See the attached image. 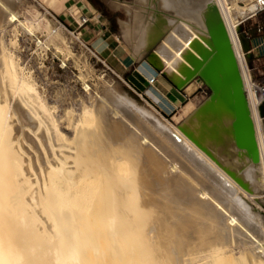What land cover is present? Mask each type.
I'll use <instances>...</instances> for the list:
<instances>
[{"label":"bare ground","instance_id":"bare-ground-1","mask_svg":"<svg viewBox=\"0 0 264 264\" xmlns=\"http://www.w3.org/2000/svg\"><path fill=\"white\" fill-rule=\"evenodd\" d=\"M137 1V27L121 24L132 58L153 50L147 70L164 68L182 88L199 76L211 89L179 126L110 81L78 113L61 112L10 48L12 33L36 36L29 0H0V264H230L227 239L238 264H264V85L239 36L254 0L246 10L238 0ZM157 1L168 14L146 10ZM207 12L228 32L257 160L237 144L233 87Z\"/></svg>","mask_w":264,"mask_h":264},{"label":"rangeland","instance_id":"rangeland-1","mask_svg":"<svg viewBox=\"0 0 264 264\" xmlns=\"http://www.w3.org/2000/svg\"><path fill=\"white\" fill-rule=\"evenodd\" d=\"M79 2L75 0H48L46 2L44 0H29V4L25 6L28 9L25 12V16L28 19L31 18V21L37 22L36 26H38L34 28L36 36H25L22 32L17 33L18 35L12 33L8 36V40L12 39V41L17 38L18 41L16 40V43L18 42V45L15 43L14 46L10 45V48L18 50L16 52L17 54L19 53L18 56L20 61H23L22 64L27 67L31 74L33 73L32 76L34 75L33 77L36 78L35 80L38 81L48 99L52 102L56 101L58 105L60 104L61 112H63L64 108H73L78 113L82 100L88 104L93 103L100 98L103 91H106L109 84L111 86L112 83L118 82L121 85H119L120 88L130 94L136 102L144 104L154 114L157 112L156 116L158 115V118L161 119L163 117L174 125L179 126L209 97L211 94L210 87L206 85L201 77L197 76L194 79V85L190 86L193 83L192 81L183 88L179 87L181 88L179 89L180 92L185 94L186 101L173 112L165 113L158 96L160 92H157V89L152 87L149 92L150 96H148L145 94L146 90L144 89V87L149 85V79L145 80L142 75L144 71H147L143 63L148 61L153 50L142 59H133L131 46L122 31L121 24L125 21L133 27H137L139 24V20L132 14L134 15L136 10H138L137 8L141 6L140 2L138 3L137 0L122 2L110 0L109 4L108 2L103 3V9L100 12L95 11L97 13L91 16L84 14L85 10L80 7ZM248 3L244 0H238V5L245 10L253 4V2ZM159 4V1L148 6L145 4L147 6L145 8L148 11L152 10L153 13L168 14L166 13L168 11L162 7L160 8ZM126 11L129 12L127 13ZM175 11L180 12V9L177 7ZM21 18L24 19L23 16ZM104 24L106 28L103 27ZM260 24H264V14L244 22L241 25L242 28L240 27V38L244 42H249L247 35L256 38L258 36L257 26ZM105 47L107 49H104ZM108 49L109 51H107ZM107 53H112L108 59L106 58ZM246 57L253 75V82L255 84L259 81L262 82L264 77V57L255 56L254 54H248ZM115 60H124L126 64L130 63L131 66H129L127 72H123V68H116L111 63ZM151 65L156 69L153 63ZM130 70L134 71H132L133 75ZM158 73L163 78H170L173 81L164 68H160ZM131 79L142 90H139L131 82ZM176 93L174 91L172 94L175 98L177 97ZM140 94L143 96L141 97ZM262 105L264 107V103ZM136 106L138 105L136 104ZM165 119H163L164 122ZM143 123L146 124L145 122ZM138 124L141 125L140 123ZM186 161V159L182 158V163L199 176L200 171H198L196 165ZM204 180L202 181L204 182ZM261 205L263 207L262 215L264 216V203ZM227 240L226 242H229L228 245L230 246L229 249L232 250L234 248L231 251L234 253L232 255L234 257L235 253L239 251L238 245H232L231 241ZM233 257H231L229 263L238 264L240 260L236 256ZM231 260L232 262H230Z\"/></svg>","mask_w":264,"mask_h":264},{"label":"water","instance_id":"water-1","mask_svg":"<svg viewBox=\"0 0 264 264\" xmlns=\"http://www.w3.org/2000/svg\"><path fill=\"white\" fill-rule=\"evenodd\" d=\"M205 17L209 33L232 83L236 107L234 129L236 132L237 144L240 147L250 149L253 158L257 160L258 151L255 139L254 121L246 110L245 91L228 32L221 15L207 12ZM244 47L248 50L245 43Z\"/></svg>","mask_w":264,"mask_h":264},{"label":"crops","instance_id":"crops-1","mask_svg":"<svg viewBox=\"0 0 264 264\" xmlns=\"http://www.w3.org/2000/svg\"><path fill=\"white\" fill-rule=\"evenodd\" d=\"M45 2L48 1V0H44ZM76 2H79V0H75ZM113 1H118V2H122V1H126V0H113ZM110 2V0H80L79 2V5L81 8H83L85 10V13L84 14H88V15H94L96 14L98 11L100 12L102 9H103V3H106ZM86 5L89 6V8L91 9L92 13L90 10L87 9ZM95 11H97L95 13ZM99 14V13H98ZM103 27L106 28V25L104 24ZM110 39V38H109ZM109 41V40H108ZM246 44V47L248 49V51L250 52V54H254L255 56H259V57H264V54H260L259 51H252V44L249 43V42H244ZM104 49H107V47H105ZM111 49V48H110ZM109 51V49L107 50ZM106 51V52H107ZM112 53H107L106 55V58H110ZM106 59V60H107ZM116 68H119V69H122L123 68V72H127L128 71V68L130 65L129 64H126L124 62V60H115L114 62H111ZM158 69V70H157ZM159 69L158 67H156L155 71L156 73H152L150 72L149 70L147 71H144V73H142V75L144 76V79L147 80L149 79L150 77H153V76H157L158 75V72H159ZM131 72L133 70H130ZM134 72V71H133ZM133 72H132V75H133ZM131 75V77H132ZM131 82L132 79H131ZM133 84L139 89V90H142L140 89V86L136 83L133 82ZM195 82L193 81V83L190 85H194ZM159 86V87H157ZM199 86V85H198ZM156 88L157 92H160L158 93L160 96V102L162 104V106L164 107V112L167 113V112H173L175 109H177L181 104H183L185 101H186V96L185 94H183L182 92H180L179 89V86H177L170 78H163L162 76H160L158 78V83L156 84V86L154 87ZM199 88V87H198ZM144 89L146 90V93L145 91L143 90V92L145 94H147L148 96L149 95V92L151 91L152 87H150L149 85H147L146 87H144ZM176 91L177 93V97H173V92ZM156 92V94H157ZM179 98V99H177ZM179 100V101H178Z\"/></svg>","mask_w":264,"mask_h":264},{"label":"built area","instance_id":"built-area-1","mask_svg":"<svg viewBox=\"0 0 264 264\" xmlns=\"http://www.w3.org/2000/svg\"><path fill=\"white\" fill-rule=\"evenodd\" d=\"M254 5H255L254 11L250 12L245 18H243L241 20L242 24L244 22L252 19V18H255L257 16H261L264 14V0H254ZM86 7L88 10H91L88 5H86ZM257 33H258V36L256 38H253L249 35H247V38H248L249 42L252 44V49H253L252 51H259L260 54H264V24L263 25L260 24L257 26ZM240 39H241V41L244 42V40H242V38H240ZM243 42H242V44H243V48L245 51V47H244ZM248 54H250V52L248 50H246L245 56ZM159 76H160V73H158L157 76H153V77L149 78L148 82H149L150 87L156 86V84L158 83ZM262 83L264 85V77L262 78ZM140 96L142 97L143 95L140 94Z\"/></svg>","mask_w":264,"mask_h":264}]
</instances>
